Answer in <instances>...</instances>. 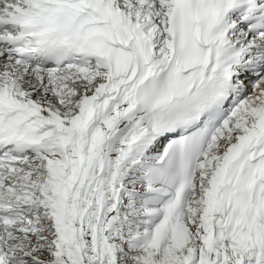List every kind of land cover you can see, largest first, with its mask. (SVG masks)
Returning <instances> with one entry per match:
<instances>
[{
	"label": "snow or ice",
	"instance_id": "snow-or-ice-1",
	"mask_svg": "<svg viewBox=\"0 0 264 264\" xmlns=\"http://www.w3.org/2000/svg\"><path fill=\"white\" fill-rule=\"evenodd\" d=\"M0 264H264V0H0Z\"/></svg>",
	"mask_w": 264,
	"mask_h": 264
}]
</instances>
